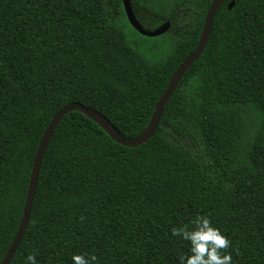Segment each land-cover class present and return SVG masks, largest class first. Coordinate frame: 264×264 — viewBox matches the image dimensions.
Masks as SVG:
<instances>
[{
  "label": "trees",
  "instance_id": "1",
  "mask_svg": "<svg viewBox=\"0 0 264 264\" xmlns=\"http://www.w3.org/2000/svg\"><path fill=\"white\" fill-rule=\"evenodd\" d=\"M0 0V262L17 230L40 138L79 102L128 138L194 50L212 0ZM224 0L153 135L126 147L78 110L48 141L9 264H181L171 230L205 216L231 264H264V0ZM154 38H158L154 40Z\"/></svg>",
  "mask_w": 264,
  "mask_h": 264
},
{
  "label": "water",
  "instance_id": "2",
  "mask_svg": "<svg viewBox=\"0 0 264 264\" xmlns=\"http://www.w3.org/2000/svg\"><path fill=\"white\" fill-rule=\"evenodd\" d=\"M224 0H212L208 10L205 14L203 25L201 28L200 36L197 41V44L192 52H190L183 61L178 65L174 73L172 74L167 86L165 87L164 91L162 92L161 96L159 97L154 110L151 114V117L146 124V126L134 137L128 138L125 137L110 121L109 119L103 115L101 112L97 111L96 109L85 106L79 102H71L67 105L63 106L59 110H57L54 115L52 116L51 120L49 121L47 127L45 128L40 141L38 143L36 153L34 156L31 173L29 177L28 187H27V193L25 197L24 202V209L22 211L21 218L19 220V224L17 227V230L14 234V237L7 248L0 264H9L14 253L16 252L20 241L22 239L24 230L26 228L30 210L32 206V201L36 189L37 184V178H38V172L40 168V164L42 161V157L44 155L45 149L47 147L48 141L51 138L58 122L61 120V118L69 111L71 110H78L82 114L89 117L91 120H93L97 125H99L108 135L109 137L114 140L115 142L124 145L126 147H135L140 144L145 143L155 132L159 121L161 119L163 109L165 104L167 103L169 97L171 96L172 92L177 86V83L181 79L183 73L191 66V64L199 57L201 54L212 25L213 17L215 16V13L219 9L220 5L223 3ZM123 5V10L126 16V19L130 26L135 29L139 34L148 36V37H154L161 35L165 33L170 26L169 20L161 23L154 29H146L144 28L140 22L135 17L131 1L130 0H121ZM234 2L233 0L229 1L227 4V8L230 9L233 6Z\"/></svg>",
  "mask_w": 264,
  "mask_h": 264
},
{
  "label": "clouds",
  "instance_id": "3",
  "mask_svg": "<svg viewBox=\"0 0 264 264\" xmlns=\"http://www.w3.org/2000/svg\"><path fill=\"white\" fill-rule=\"evenodd\" d=\"M195 227L191 230L187 226L173 228L171 234L180 236L188 241L190 245V255L180 258L181 264H231V253L222 250L230 246L228 237L212 226L211 221L205 216H198L193 222ZM73 264H95L94 255H73ZM25 264H37L34 254H29L25 258Z\"/></svg>",
  "mask_w": 264,
  "mask_h": 264
},
{
  "label": "rangeland",
  "instance_id": "4",
  "mask_svg": "<svg viewBox=\"0 0 264 264\" xmlns=\"http://www.w3.org/2000/svg\"><path fill=\"white\" fill-rule=\"evenodd\" d=\"M156 39H158V38H154V40H156Z\"/></svg>",
  "mask_w": 264,
  "mask_h": 264
}]
</instances>
